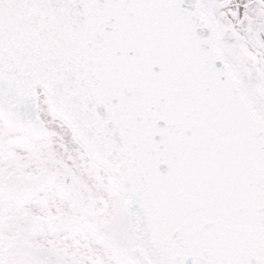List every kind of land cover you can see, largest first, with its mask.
Returning a JSON list of instances; mask_svg holds the SVG:
<instances>
[{"label":"snow or ice","instance_id":"6c2138e0","mask_svg":"<svg viewBox=\"0 0 264 264\" xmlns=\"http://www.w3.org/2000/svg\"><path fill=\"white\" fill-rule=\"evenodd\" d=\"M0 264H264V0H0Z\"/></svg>","mask_w":264,"mask_h":264}]
</instances>
